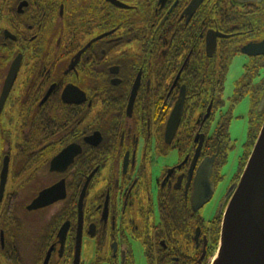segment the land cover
Masks as SVG:
<instances>
[{
	"label": "flooded vegetation",
	"instance_id": "flooded-vegetation-1",
	"mask_svg": "<svg viewBox=\"0 0 264 264\" xmlns=\"http://www.w3.org/2000/svg\"><path fill=\"white\" fill-rule=\"evenodd\" d=\"M263 40L264 0H0V264H209Z\"/></svg>",
	"mask_w": 264,
	"mask_h": 264
},
{
	"label": "water",
	"instance_id": "water-1",
	"mask_svg": "<svg viewBox=\"0 0 264 264\" xmlns=\"http://www.w3.org/2000/svg\"><path fill=\"white\" fill-rule=\"evenodd\" d=\"M246 48L263 50L264 40ZM263 104L264 98L258 110ZM172 121L171 114L169 125ZM52 193L53 190H44L37 199ZM207 195L208 190L198 182L194 192L197 203L206 201ZM227 196L217 249L210 264H264V117L245 165Z\"/></svg>",
	"mask_w": 264,
	"mask_h": 264
},
{
	"label": "rangeland",
	"instance_id": "rangeland-1",
	"mask_svg": "<svg viewBox=\"0 0 264 264\" xmlns=\"http://www.w3.org/2000/svg\"><path fill=\"white\" fill-rule=\"evenodd\" d=\"M244 62L245 58L239 56L235 57L230 63L224 85V95L226 98H229L233 94L235 83L243 74ZM251 104L248 89L242 97L235 101L233 105H230L233 116L228 125L229 139L226 142V157L220 171L221 180L211 200L204 208V214L207 219L217 214L218 209L225 204L227 195L234 184L233 179L239 173L240 163L248 151L247 135L249 130L250 111L252 108ZM228 107L229 104L225 106V109L227 110ZM260 110L263 112L264 108L262 107ZM213 253L215 254V252ZM212 257L213 255H210L208 260H211Z\"/></svg>",
	"mask_w": 264,
	"mask_h": 264
},
{
	"label": "trees",
	"instance_id": "trees-1",
	"mask_svg": "<svg viewBox=\"0 0 264 264\" xmlns=\"http://www.w3.org/2000/svg\"><path fill=\"white\" fill-rule=\"evenodd\" d=\"M260 94V93H259ZM259 114V113H258ZM264 117V111L261 113L260 116L257 115L256 118H252L249 121V130H248V135H247V146H249L248 151L246 152V155L244 156L242 162L240 163V170L239 173L236 175V178H238L239 174L242 171L243 166L245 165V162L247 160V157L250 153L251 147L254 143V140L257 136V133L259 131L260 125L262 123ZM227 142V139L225 140V143ZM219 228L217 229L216 236L214 237V240L212 242V247L210 248V251L208 253V256L212 255L214 252V249L216 247L217 241H218V236H219Z\"/></svg>",
	"mask_w": 264,
	"mask_h": 264
}]
</instances>
